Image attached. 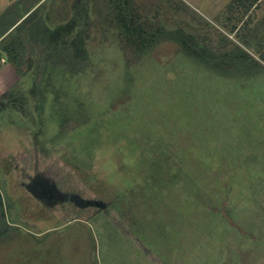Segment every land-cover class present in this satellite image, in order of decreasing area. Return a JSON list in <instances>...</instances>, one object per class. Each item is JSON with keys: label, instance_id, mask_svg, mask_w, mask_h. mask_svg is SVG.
I'll list each match as a JSON object with an SVG mask.
<instances>
[{"label": "rangeland", "instance_id": "obj_1", "mask_svg": "<svg viewBox=\"0 0 264 264\" xmlns=\"http://www.w3.org/2000/svg\"><path fill=\"white\" fill-rule=\"evenodd\" d=\"M98 1L0 0V34L24 16L0 38V264H264V29L244 38L264 0H133L162 36L132 64ZM75 15L86 70L42 74L23 36ZM20 37L21 70L3 49ZM39 174L107 206L67 223L25 185Z\"/></svg>", "mask_w": 264, "mask_h": 264}, {"label": "trees", "instance_id": "obj_2", "mask_svg": "<svg viewBox=\"0 0 264 264\" xmlns=\"http://www.w3.org/2000/svg\"><path fill=\"white\" fill-rule=\"evenodd\" d=\"M95 1L96 4L99 2L98 0ZM238 2H240V0H234V3ZM254 2H256V0L244 2L247 3L244 8L248 11ZM109 5L112 7L111 11H116V13L115 15L108 14L105 22L121 27L122 45L130 59L129 64H132L134 59L137 61L140 55L146 53L152 45L158 42V39L162 36L161 31H159V29L149 31L145 28V25L140 21L138 15L134 13L133 0H109ZM23 17L22 15L17 18L16 21L0 34V38L3 37L1 41L4 40L6 34L14 28ZM81 19L79 15H75V17L65 24H60L52 28L48 24V19L42 18V23H40L39 20L36 21L32 24L33 27L29 32H27L28 35L25 34L23 36L26 40L30 38V43L32 47H34V52H38L39 48L42 49L40 50L41 52L43 51L41 53L42 57L40 54L39 59L40 62L46 63L45 70L42 74L48 72L50 74L52 71L49 67L54 69L63 67L65 72L73 75L80 74L86 70L90 62V57L86 47L87 31L83 30V22ZM28 21L29 20L26 22ZM22 22L23 21H21L19 25ZM180 36L179 34V36H174V38L180 40ZM180 41H182L185 50L188 52L193 51L194 54L198 53V51L193 48L195 46L192 47L190 45L189 39H182ZM3 49L8 55L9 60L17 64L18 69L21 70V65L26 61L25 55L27 50L23 38L13 39L10 43L5 44ZM203 53L204 55L206 54L205 50H203ZM32 62L33 61H31V63ZM218 67L221 68V64ZM50 84L51 83L48 82L44 85L49 87ZM7 212L5 199L0 188V241L14 228V224H11L8 220Z\"/></svg>", "mask_w": 264, "mask_h": 264}, {"label": "flooded vegetation", "instance_id": "obj_3", "mask_svg": "<svg viewBox=\"0 0 264 264\" xmlns=\"http://www.w3.org/2000/svg\"><path fill=\"white\" fill-rule=\"evenodd\" d=\"M25 185L28 189L31 187L35 193L40 194L42 201L50 208L61 207L65 210L71 216L67 223L80 220L75 213L76 209L85 208L88 205L87 199L78 193L63 191L53 179L42 174L31 178V181Z\"/></svg>", "mask_w": 264, "mask_h": 264}, {"label": "crops", "instance_id": "obj_4", "mask_svg": "<svg viewBox=\"0 0 264 264\" xmlns=\"http://www.w3.org/2000/svg\"><path fill=\"white\" fill-rule=\"evenodd\" d=\"M260 2H261V0H256V2H254L253 5L250 7V9H249L250 12H252L253 9L259 7ZM257 15L258 16L255 17L253 23L248 26L249 30L247 31V34L244 35V38L250 39V41L253 43V45H257V42H258V37L255 36L259 32L257 30H261L262 28L264 29V24L262 23V19H263L262 15H260V12ZM235 27L236 26H234V28ZM251 31H253V32H251ZM261 41H263V40H261Z\"/></svg>", "mask_w": 264, "mask_h": 264}, {"label": "water", "instance_id": "obj_5", "mask_svg": "<svg viewBox=\"0 0 264 264\" xmlns=\"http://www.w3.org/2000/svg\"><path fill=\"white\" fill-rule=\"evenodd\" d=\"M29 189L32 190L31 187H29ZM32 192H34L36 197H38V198L40 197L41 198L40 194L35 193L34 190H32ZM87 204L88 205H96V206H99V207H106L107 206V203L102 201V200H87Z\"/></svg>", "mask_w": 264, "mask_h": 264}]
</instances>
